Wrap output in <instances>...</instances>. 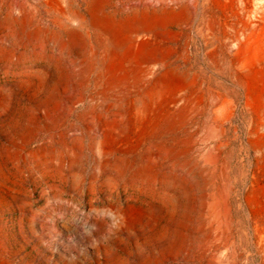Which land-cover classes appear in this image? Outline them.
Wrapping results in <instances>:
<instances>
[{
    "label": "rangeland",
    "instance_id": "obj_1",
    "mask_svg": "<svg viewBox=\"0 0 264 264\" xmlns=\"http://www.w3.org/2000/svg\"><path fill=\"white\" fill-rule=\"evenodd\" d=\"M0 264H264V0H0Z\"/></svg>",
    "mask_w": 264,
    "mask_h": 264
},
{
    "label": "bare ground",
    "instance_id": "obj_2",
    "mask_svg": "<svg viewBox=\"0 0 264 264\" xmlns=\"http://www.w3.org/2000/svg\"><path fill=\"white\" fill-rule=\"evenodd\" d=\"M170 19H172V17L170 16L169 17H156V18L154 17L152 19H149L148 17H143V18L132 19L125 23H117L111 19L101 16L99 13L98 7L95 9L93 13V22L102 26L115 39V48L119 46L122 40V37L124 36L125 33H130L132 31H138L142 36H146L152 31L153 28H155L156 25L160 23H165ZM138 42H140V40ZM168 76H171V75L167 73L164 74V77H168Z\"/></svg>",
    "mask_w": 264,
    "mask_h": 264
}]
</instances>
